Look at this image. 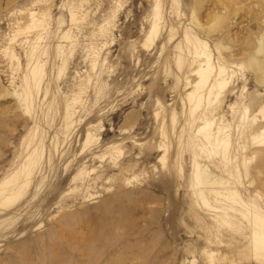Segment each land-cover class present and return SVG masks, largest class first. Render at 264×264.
<instances>
[{
	"label": "rangeland",
	"instance_id": "obj_1",
	"mask_svg": "<svg viewBox=\"0 0 264 264\" xmlns=\"http://www.w3.org/2000/svg\"><path fill=\"white\" fill-rule=\"evenodd\" d=\"M251 62L264 67V0H0V183L39 135L48 176L0 212V264H208L207 252L263 264L251 211L264 207V82ZM194 161L209 186L192 185ZM83 166L87 182H70Z\"/></svg>",
	"mask_w": 264,
	"mask_h": 264
},
{
	"label": "bare ground",
	"instance_id": "obj_2",
	"mask_svg": "<svg viewBox=\"0 0 264 264\" xmlns=\"http://www.w3.org/2000/svg\"><path fill=\"white\" fill-rule=\"evenodd\" d=\"M74 14L75 13L72 11L71 12V20L77 21L78 18L76 19ZM150 28H151L152 34L156 32L155 20H153ZM63 37L67 38L68 36H67V34H65L62 36V38ZM170 38H171V36L168 39H170ZM187 38H188L187 39V45L185 47L187 49H189L190 53L194 54L195 56L205 55L207 60H209V55L204 54L203 49L200 46V41L192 35H189V37H187ZM151 43H153V42H151ZM62 47H63V45H62ZM61 51H62V49H61ZM63 53H64V51H63ZM34 58H36V57H34ZM40 61H42V60H40ZM42 66L43 65L39 64V62L38 63L35 62L34 65H30V68H29L30 77H28V79H27V86L31 85L34 87V89H36L38 86L41 85V84L39 85V83L42 82L41 79L43 78L42 70L44 67H42ZM63 66H65L64 62H63ZM249 66L251 69H253L255 71L257 80L260 82H264V67H263V65L260 66L259 63L251 62L249 64ZM62 69L63 68H60V71H62ZM196 71L199 73L200 78L195 83V87L197 89H203L207 80H208L210 72L208 70L202 71L199 68ZM220 73H222V70L219 69L218 74H220ZM200 97L201 96L199 95L198 98L195 100V108H197V106L199 105ZM188 99L190 101L191 96H188ZM83 102H82V104H83ZM78 104H79V101H78ZM80 104H81V102H80ZM69 105H71V104H69ZM71 109H72L71 107L67 108L61 116V122H62L61 131L62 132L68 131L70 129L71 125L73 124L74 120H73L72 115H73L74 111ZM51 119L52 118H49L46 120H47V122L50 123ZM78 120H80V119H78ZM208 125H209V122H207L205 124V127H207ZM98 127H94L91 124L87 125L86 130H85V141L82 144L83 150L90 142H93V140L96 138V137H94L95 135L93 134V129H98ZM263 131H264V129H263ZM252 133L255 134L256 132L252 131ZM201 136H203L205 143L210 144L212 142V136L210 135L209 131L202 132ZM257 138H258V135L255 136L254 140H256ZM33 141H34V139L29 141L25 145L26 148H28V146H30V148L28 149V153H26L25 155H22L23 160L21 159L17 162V169L14 170L12 172L13 174H11L9 177H7V179H5L3 182L0 183V212L7 210V208H9L11 205H14V202L18 201L22 197L23 194H25L26 192L28 193L30 190L29 188L31 187V184L33 182H36V186L39 189V187H41L45 183V181L48 177L45 174V172L41 173V170L44 167L43 162H42L43 151H45V148H46L45 145H43L44 139H42V136L39 135V138H37V140L35 142V143H37L39 141L38 143H40V145H37V147L34 146ZM258 141L259 140L257 139V141H255L254 143H257ZM225 146H226V140H224V142H221L220 144H218L217 149L219 150L218 152H220L222 154L223 159L224 158L226 159L227 162L224 163V166H225L224 168L226 171H228L230 173V167L235 166V161H234L235 157H234V155H230L229 153L226 152ZM32 147H33V150L30 151ZM36 149H37V151H36ZM52 154H54V151H52V150L50 151V149H49V153H48L49 165H51L50 161L52 159V156H51ZM248 160H249V157L247 155H244L242 157V164L245 165ZM21 161H22V163H21ZM245 167H246V165H245ZM45 168H46V164H45ZM193 169H194V171H193V175H192V185H196L199 187L207 186L209 184V182H208L209 174H206V175L203 174L202 170H200L197 166V161H194ZM84 171L86 172L85 173L86 175L84 174ZM89 173H90V170L85 169L84 166L82 168H78L77 173L74 174V176L71 178L70 182H73L76 185L85 184L87 182V180H85V179L89 175ZM37 174H39V175H37ZM38 189H36V192L39 191ZM247 190H248V192L246 193V195H248V196L249 195L253 196L254 193H257L256 196L260 195L259 191L256 190L254 192L249 186H248ZM66 193H67V191L64 192V194H66ZM251 220L253 223V227L251 229L252 233H253V246H254V248L257 249V251L255 253V257L258 261L261 260L260 262L264 264V259H263V257H264V207H262L259 204L255 207L253 206V209L251 211ZM206 259H207L208 264H212V252L206 253ZM260 262H258V263H260Z\"/></svg>",
	"mask_w": 264,
	"mask_h": 264
}]
</instances>
